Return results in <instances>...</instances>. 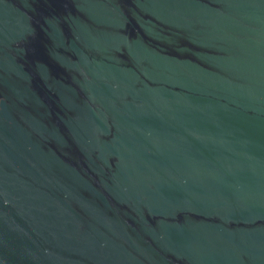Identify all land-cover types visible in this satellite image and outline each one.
Segmentation results:
<instances>
[{"label": "water", "instance_id": "obj_1", "mask_svg": "<svg viewBox=\"0 0 264 264\" xmlns=\"http://www.w3.org/2000/svg\"><path fill=\"white\" fill-rule=\"evenodd\" d=\"M0 264H264V0H0Z\"/></svg>", "mask_w": 264, "mask_h": 264}]
</instances>
